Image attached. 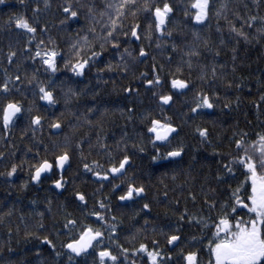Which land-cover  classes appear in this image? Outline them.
<instances>
[{
  "label": "trees",
  "instance_id": "16d2710c",
  "mask_svg": "<svg viewBox=\"0 0 264 264\" xmlns=\"http://www.w3.org/2000/svg\"><path fill=\"white\" fill-rule=\"evenodd\" d=\"M82 2L94 4L97 19H101L99 11L104 9L107 0ZM68 3L69 0H49L50 6L45 7L44 0L0 2V84L7 78L11 89L10 94L0 91V107L12 99L20 101L25 109L7 133L0 123V152L4 153L0 157V174H3L0 175V264H93L94 250H89L93 254L76 256L62 246L70 239V232L75 236L84 225L103 231V244L99 247L107 246L118 257V264H133L134 261L135 264H150L147 253L133 251L138 250L141 243L149 251L158 248L161 252L158 259L165 264H185L183 254L188 251H197L200 264H208L210 257L205 245L213 230L211 220H215L221 205L244 180L240 174L242 170H237L232 178L224 173L223 164L230 158V152L236 154L235 140L242 134H247V142L256 140L258 133L264 134V100L261 99L264 95V32L257 31L264 24L260 20L264 17V0H210L206 23L185 17L183 8L188 0H170L176 10L165 32L172 30V36L160 37L155 33L151 40L143 38L148 24L146 17L150 19V14L140 13L134 18L129 11L123 20L125 30L138 20L142 39L130 40L121 34L119 52L123 53L128 47L133 56H137L143 46L147 56L133 60L125 54L127 70L124 71L117 50L107 44L101 56L86 67L83 76L74 75L65 66V60L75 62L78 58L90 57L92 51H101L100 41L93 42L91 49H82L81 57L70 52V46L81 43L84 36L91 40L93 34L88 31L91 22L86 18L87 7H79L77 0L71 3L80 13L79 23H61L65 18L63 7ZM157 3L162 6L163 0H153L152 6ZM221 3L227 8L217 19L215 13ZM191 12L194 14L195 10ZM20 14L37 27L34 40L30 41L32 34L16 28L11 19ZM224 16L246 32L248 40L231 32ZM252 16L257 19L249 26L246 21ZM94 26L102 35L100 24ZM194 30L199 34L198 41L193 36ZM157 37H160L159 47ZM49 38L60 53L59 70L53 75L45 72L39 61L25 59L34 54L40 40L45 42L42 48L53 47L48 44ZM204 41L208 42L207 46ZM173 42L179 46L176 51L172 49ZM25 43L31 52L24 48ZM193 46L197 47L199 56L191 57L193 67L189 69L185 63L189 57L185 53ZM9 51L17 53L11 63L7 59ZM109 62L112 70L106 67ZM154 64L165 82L160 89L162 93L168 91V82L173 76L191 82L186 92L181 90V94L174 97L171 107H165L163 115L158 98L152 96L156 89L149 90L140 79L142 73H147L148 79L153 78ZM177 67L181 71L177 72ZM202 68L206 74L204 80L200 79ZM213 68L215 77L212 76ZM34 73L38 81L54 92L56 104L49 105L41 101L38 94H33L35 82L29 84L28 80ZM16 76L20 80H16ZM129 86L137 88L138 92L131 96L124 93L123 89ZM17 88L23 94L17 92ZM69 88L80 95L72 96ZM201 89L212 96L215 106L192 114L189 106H194L193 98ZM225 104L229 107L225 108ZM89 107L94 111L87 113ZM29 108H32L31 114L27 111ZM129 108L134 110L130 113ZM149 113L151 116L144 119ZM37 114L44 119L41 125L33 126V133V127L29 126L31 115ZM164 115L171 117L177 133L169 144L160 148V154L181 145L183 152L180 160L156 164L157 160L152 159L157 155L156 148L151 135L147 134V127L151 118L163 119ZM57 121L61 128L54 133L51 124ZM197 128L208 130L206 139L200 137ZM160 143L156 142V146ZM65 150L70 160L63 173L66 181L63 191L57 193L50 187L52 180L58 178L54 169L38 185H32L30 165L45 158L54 161ZM125 154L130 155L131 160L124 174L116 175L115 179L110 176L103 180L83 168L84 163L92 167V162L97 161L102 168L95 170L107 171L113 164L118 165ZM13 163L19 167L8 177L6 173ZM128 183L143 186L145 192L142 198L134 196L120 204L117 198L126 191ZM113 184L120 185L119 190H114ZM76 192L85 195L84 202L76 199ZM242 195L246 197L247 192ZM206 199L216 201V208H210ZM100 202L107 207L100 208ZM144 203L150 208L144 209ZM185 209L187 213L181 221L179 217ZM93 211H100L105 219L101 221L90 215ZM245 213L246 209L237 211L235 216ZM188 215L195 218L189 222ZM200 217L211 218L205 231L197 223ZM69 220L77 221L75 227L65 228ZM172 234L181 239L177 246L169 249L167 237ZM45 235L52 240L54 249L43 242ZM153 241L157 243L154 245ZM123 248L128 252L123 253Z\"/></svg>",
  "mask_w": 264,
  "mask_h": 264
},
{
  "label": "snow or ice",
  "instance_id": "6c2138e0",
  "mask_svg": "<svg viewBox=\"0 0 264 264\" xmlns=\"http://www.w3.org/2000/svg\"><path fill=\"white\" fill-rule=\"evenodd\" d=\"M2 2V0H0ZM23 3V0H21ZM45 7L50 6L49 0H44ZM79 7H87V19L91 22L88 28V31L91 32L92 39L90 40L88 36L82 38L81 43H76L70 46V52L76 56L81 57L82 49L87 48L91 49L92 44L95 41H100V50L101 51H92L91 56L83 59H76L75 62H70L65 60V66L70 68V71L76 76H83L85 74L86 67L90 66L91 61H95L97 57L101 56V53L105 50L107 44H111L112 47L117 50V55L120 56V59L123 63V70H127V62L124 61V55L132 57L133 60L142 59L147 56V52L143 46L140 47L139 53L137 56H133L132 52L128 47L124 48V52L120 53L119 48L121 41L119 39L122 34L124 37L129 38L130 40L134 38L136 41L142 39L140 33V22L137 20L133 23L129 30H125V25L123 20L126 15L130 14L135 18L140 13L150 14V19H148V24L145 29L143 38L151 40L155 33H159L160 37L165 34L169 37L172 36V30L167 29L168 24L172 21V14L176 10L170 0H163L162 6L157 3L155 7L152 6L153 0H142L138 3V0H107L105 3L104 9L99 11V17L97 19V12L94 4H85L82 0H77ZM227 8L225 3H221L220 8L217 9L215 16L217 19L221 18L223 10ZM194 9V14L191 10ZM35 11V9H34ZM185 17H190L197 23H206L209 18L210 13V0H188L187 5L183 8ZM63 12L65 13L64 20L61 21L62 24L79 23L80 13L78 10H74L71 0H69L68 6L63 7ZM106 19H103L105 18ZM227 21V17H223ZM11 19H14L16 28L25 30L26 34H32L29 37V40L35 39V33L37 32V27L33 23H30L29 20L23 15L14 16ZM256 16L250 17L246 23L251 26V21H255ZM260 20L264 22V17H260ZM229 30L233 33H236L237 36L243 37L245 40H248V35L242 29H238L231 21H227ZM95 24H100L103 29V34L96 32ZM43 31V29H41ZM219 31V27L217 28ZM130 31V36H129ZM258 32H264V24L261 28L257 29ZM194 38L198 41L200 39L199 34L196 30L193 31ZM160 37H157V47L160 46ZM221 44L224 43V40L221 39ZM207 41H204L205 46H207ZM44 40H40L36 45L34 54H29L25 59H30L32 61H39V63L44 67V71L50 75L55 74L58 69V60L60 53L57 51L55 42L49 38L48 44L53 45V47L42 48L41 45H44ZM25 49H29L28 43L24 45ZM179 46L173 42L172 49L173 51L178 50ZM182 51V49H180ZM235 51V49H233ZM17 53L15 51H9L7 59L11 63L13 58L16 57ZM189 57L185 63H187L189 69L193 67L191 57L199 56V51L196 46L190 47L188 52L185 53ZM219 55V52L216 53ZM235 59V57H233ZM171 62V59L169 60ZM108 70H112L113 65L109 62L106 64ZM162 67V66H161ZM100 71H103L101 69ZM181 71L180 67H177V72ZM154 76L152 79L147 78V73H142L140 79L143 81L144 86H148L149 90L156 89L152 91V96L158 98V107L161 111V114H164L165 107H171L174 102V97L181 94V90L186 92L191 85V82L187 79L179 78L173 76L170 79L168 84L170 87L166 93H162V89L165 85V82L162 80L161 76L158 74L156 65H153ZM205 73L203 68L201 69L200 79H205ZM216 71L215 68L212 69V76L215 77ZM16 80H20L19 76L15 77ZM35 82V89H38V92L34 89L33 94L39 95L41 101H46L49 105H54L57 103L54 92L45 87L43 82L38 81L36 74L34 73L32 77L28 80L29 84ZM229 86H231L229 84ZM239 87V85H237ZM0 91L5 94H10L11 89L9 88V79H5L2 84H0ZM17 92L23 94V91L20 88L16 89ZM123 92L131 96L134 93L138 92L137 88H132L131 86L125 87ZM68 93L72 96H79L80 93L75 92L72 88L68 89ZM67 95V94H66ZM261 99L264 100V95L261 96ZM65 103H68L66 98ZM194 106H189V111L192 114H199L201 109H212L214 101L212 96L207 92H204L203 89L197 91L195 97L193 98ZM225 108L229 107L228 104L224 105ZM134 109L129 108L128 111L131 113ZM25 109L22 106V103L18 100H7L6 103L0 107V123L3 125L5 133L9 130L10 127L18 119V114H22ZM30 114L32 108L27 110ZM94 111L93 107L87 108V113ZM85 113V117L87 115ZM151 116L149 113L144 119H148ZM131 118V117H129ZM44 117L42 115H31L30 127L39 126L42 124ZM79 119V117H78ZM90 122V121H89ZM51 127L54 129L61 128V123L59 121L51 124ZM196 131L199 133L200 137L206 139L208 136V130L205 128H197ZM33 133H35V127H33ZM147 133L151 135V142L156 148L157 155L153 156L152 159L159 160L163 159L169 163L175 162L171 158H177L182 155L183 146L173 148L170 151H167L165 154H160V148L166 146L171 142L174 134L177 133V127L171 122V117L164 115L163 119L151 118L150 125L147 127ZM247 134H242L239 139L235 140V155L231 152L228 154L229 159L223 164L224 173L235 178V173L237 170H242L241 175L244 176V180L240 182L239 186L232 190L230 199L225 201L221 205V212L217 215L215 220L211 218L200 217L197 220V223L202 225V231H205L209 228V222L213 226L211 231V237L207 238V244L205 245L210 259L208 264H264V134H257V139L251 142L245 140ZM156 142H161L160 146H156ZM79 147V145H77ZM104 145L101 144V147ZM140 151H144L143 148H140ZM37 155H39L37 153ZM109 155H111L109 153ZM4 153L0 152V157H3ZM70 155L67 150L63 151L61 154L57 155L54 161H50L45 158L40 160L36 165H30L31 171V180L34 182H39L42 179V173L52 172L53 169L60 170V178L52 180V184L56 189H62L65 186L66 181L64 180L63 170L65 165L69 162ZM131 156L125 154L122 159L119 160L118 165L113 164L107 171H98L95 169H101L97 161L92 162V167L88 163L83 164L85 171L91 172L93 176L102 178L103 180H108L111 176L113 179L116 178V174L121 176L127 170L126 166L129 165ZM23 163V162H22ZM18 165L13 163L6 175L12 177L14 173L17 172ZM3 175V174H0ZM219 179V177H218ZM27 182H25L26 186ZM120 185L113 184L114 190H119ZM145 192L143 186H136L133 183L127 184V189L122 195L117 199L119 201H128L132 198L140 197ZM242 192H247V196L244 197ZM166 195V193H165ZM76 199L80 202L85 201V195L81 192H76ZM192 199L195 200L196 196L192 194ZM206 204L210 208H216V201H209L206 199ZM107 206L100 202V208H106ZM144 209H149L150 205L144 203ZM246 209V213L243 216H235L237 211H242ZM187 209L184 213H181L179 219L183 221ZM42 215V214H41ZM90 215L96 216L99 220H104L105 217L100 211H93ZM188 220L191 222L195 217L188 215ZM77 221L69 220L64 225L65 228H69L71 225L75 227ZM43 227V225H39ZM104 233L99 228H94L92 225H84L78 230V234L75 236L71 235L67 243L62 246L69 250L70 253L80 256L82 254L89 255V250H94V262L93 264H108V261H112V264H118V257L113 255L107 246L99 247L103 244ZM180 236L177 234H172L167 237V243L169 245H174V242L180 240ZM196 239L195 237L193 238ZM43 242L51 245L53 249L55 245L48 236L43 237ZM157 241H153L155 245ZM98 249V250H96ZM139 252L147 253L148 260L150 264H165L164 260L158 258L161 257V252L158 248H154L149 251L147 246L143 243L139 245V249L133 250ZM123 253H127L128 249L123 248ZM57 255H60L57 253ZM170 258V255H169ZM72 259V256H69V260ZM183 260L185 264H200L199 254L197 251H188L183 254ZM135 264V261L133 262Z\"/></svg>",
  "mask_w": 264,
  "mask_h": 264
},
{
  "label": "water",
  "instance_id": "95a60500",
  "mask_svg": "<svg viewBox=\"0 0 264 264\" xmlns=\"http://www.w3.org/2000/svg\"><path fill=\"white\" fill-rule=\"evenodd\" d=\"M142 59H143V58H142ZM56 130H57V129H53V132L55 133ZM147 134H148V133H147ZM148 135H150V134H148ZM180 157H181V156H180ZM180 157H177V158H171V159H172V160H178V159H180ZM161 162H165V160L156 161L155 163L158 164V163H161ZM68 163H69V162H68ZM68 163L65 165V169L63 170V173H64V171L66 170V168L68 167V165H69ZM55 170L57 171V174H58L57 177L60 178V174H61V173H60V170H59V169H55ZM50 174H51V172L42 173V178L45 177V176H49ZM118 175H120V174H118ZM58 178H57V179H58ZM39 182H40V181H39ZM39 182H34V181L31 180V183L34 184V185H38ZM50 187H51L53 190H55L57 193H61V192L63 191V188H62V189H56L55 186H54L53 184H51ZM118 202H119L120 204H124V203H126L127 201H119V200H118ZM177 244H178V242H174V245H169V244H168V247H169V249H173L175 246H177Z\"/></svg>",
  "mask_w": 264,
  "mask_h": 264
},
{
  "label": "bare ground",
  "instance_id": "6f19581e",
  "mask_svg": "<svg viewBox=\"0 0 264 264\" xmlns=\"http://www.w3.org/2000/svg\"><path fill=\"white\" fill-rule=\"evenodd\" d=\"M144 58H145V57H144ZM53 129H54V128H53ZM52 131H53V130H52ZM57 131H58V129L56 130V132H57ZM181 158H182V155H181L180 159H181ZM180 159H178V160H180ZM160 160H163V159H160ZM160 160H157V161H160ZM165 162H166V161H165ZM161 163H164V162H161ZM68 164H69V163H68ZM158 164H159V163H158ZM54 170H55V169H54ZM55 171H56V170H55ZM56 172H57V171H56ZM64 172H65V171H64ZM45 177H46V176H45ZM43 178H44V177H43ZM43 178H42V179H43ZM42 179H41V180H42ZM41 180H40V181H41ZM39 183H40V182H39ZM31 184H32V183H31ZM51 184H52V183H51ZM51 184H50V185H51ZM32 185H34V184H32ZM142 195H143V194H142Z\"/></svg>",
  "mask_w": 264,
  "mask_h": 264
},
{
  "label": "flooded vegetation",
  "instance_id": "af4514ba",
  "mask_svg": "<svg viewBox=\"0 0 264 264\" xmlns=\"http://www.w3.org/2000/svg\"><path fill=\"white\" fill-rule=\"evenodd\" d=\"M128 201H129V200H128ZM128 201H127V202H128Z\"/></svg>",
  "mask_w": 264,
  "mask_h": 264
},
{
  "label": "rangeland",
  "instance_id": "374dc122",
  "mask_svg": "<svg viewBox=\"0 0 264 264\" xmlns=\"http://www.w3.org/2000/svg\"><path fill=\"white\" fill-rule=\"evenodd\" d=\"M205 109H207V108H205Z\"/></svg>",
  "mask_w": 264,
  "mask_h": 264
}]
</instances>
